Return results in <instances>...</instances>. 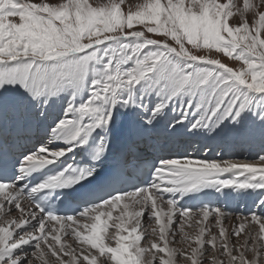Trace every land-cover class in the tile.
Instances as JSON below:
<instances>
[{"label": "snow or ice", "instance_id": "snow-or-ice-1", "mask_svg": "<svg viewBox=\"0 0 264 264\" xmlns=\"http://www.w3.org/2000/svg\"><path fill=\"white\" fill-rule=\"evenodd\" d=\"M124 3L0 0V95L17 92L44 118L62 101L47 138L0 170V264H264V195L231 230L219 206L194 211L176 198L264 190V150L256 164L162 157L151 181L92 193L72 214L52 206L98 180L116 121L146 100L147 124L175 103V124L192 116V133L248 120L264 131V0H143L127 12ZM146 214L158 230L142 225Z\"/></svg>", "mask_w": 264, "mask_h": 264}, {"label": "bare ground", "instance_id": "bare-ground-1", "mask_svg": "<svg viewBox=\"0 0 264 264\" xmlns=\"http://www.w3.org/2000/svg\"><path fill=\"white\" fill-rule=\"evenodd\" d=\"M136 1L138 2V0H125L126 4L129 5L135 3ZM32 2H40V0H32ZM152 38L162 40L158 37ZM217 55L218 54H214V56ZM218 58H220L225 64L233 67L234 64L228 58L222 57L220 55L218 56ZM155 102L156 97L153 96L152 103ZM4 103H6L7 105L9 119L11 121H15L20 117L21 119L23 118L28 122L26 129V136L28 140H34L35 138L40 136L41 132L49 133L50 125L55 119V116L60 113L62 105V101H57L56 105H54L49 110V116L47 118H44L39 115V112L36 108L28 106L26 103H22L21 98L17 92L10 91L0 95V106H2V104ZM145 104V109H141L136 112L121 113L118 120L116 121L113 130L117 129L119 131V153L123 154L126 150L127 155H132L127 149L129 141H134L135 143L142 142L145 135H150L152 138L160 139L163 138L164 134L167 132L169 133V135L164 140L168 142V145L166 147L171 149L170 157H172L174 151L179 148L181 141L187 142V148H189L190 145L195 142L199 144L200 149L196 154H194V152H185V154L181 155V148L180 152H178L177 154L178 157L189 156L197 159L230 161L237 164L252 163L250 162V160L256 158L259 154H261L262 150H264L263 148H260V145L264 143V131H262L258 122L253 123L252 121H249L243 127L237 126L235 128L227 125L218 133H192L188 131V126L193 120L192 116H189V119L185 121V124L183 126L175 124L176 119L179 118L180 115V108L176 106L175 103H173V105L169 109L162 112L159 117L154 119L152 124L146 123L148 117L151 114L147 112V107L150 106L147 100L145 101ZM36 125L38 127H36ZM173 125L175 126L173 127ZM219 138H221V141H225L224 143L226 145V150H221L223 151L222 156L217 155L213 157V151L210 149V146L208 144L219 141ZM248 145L253 147L252 153H250L249 155L243 154L241 148ZM206 147L208 152L207 155L201 153V151ZM162 148L165 147L163 146ZM140 150L144 151V148H140ZM160 153L164 154L165 151L162 150L160 151ZM79 155L80 154H77L76 157H78ZM233 159H235L236 161H234ZM130 169H132V167ZM232 175V173H223L219 178L229 179L232 178ZM240 178L243 179V177ZM262 195H264V190H248L241 192L240 190L224 189L222 192L218 193V206L222 209V211L231 214L226 215L225 217V227L231 230V226L237 222L236 217L247 215L251 210H253L256 202L261 198ZM165 197L170 198L169 194H165ZM176 198L181 200L179 196H177ZM118 214V210L113 211L114 217ZM13 215H16V213H13ZM196 218L198 217H194V219ZM209 222L214 223V218L210 217ZM142 225L147 227L149 232L153 227L157 228L158 230V226L155 225L153 220H149L147 214L142 219ZM173 227H175V225H173ZM213 230L215 231V229ZM114 231L115 230L112 228L109 229L110 233ZM65 239L68 240L69 243L73 244V247L76 249L77 253H79V246L75 244L70 237H65ZM176 241H178L177 236ZM143 243L144 241H142V244ZM175 244L176 243H173L170 246L179 247ZM112 246H115L114 242H112ZM64 259L67 260L68 257H65Z\"/></svg>", "mask_w": 264, "mask_h": 264}, {"label": "rangeland", "instance_id": "rangeland-1", "mask_svg": "<svg viewBox=\"0 0 264 264\" xmlns=\"http://www.w3.org/2000/svg\"><path fill=\"white\" fill-rule=\"evenodd\" d=\"M90 2H93V3H105V2H107V0H90ZM143 2V0H138V2L136 1L135 3H133V4H130L131 6H132V8H133V10H135V5L136 4H138V3H142ZM127 6V7H126ZM128 6H129V4H126V2L124 3V5H122V9L125 11V12H127L128 11ZM239 21H238V19H236V18H234L233 20H232V23L233 24H236V23H238ZM137 28H139V26H136ZM150 36H152V37H158V38H161L162 40L164 39V37H162V36H155V35H152V34H149ZM204 52H205V50H201V52H200V54H204ZM214 54H216L215 52H213V56H214ZM220 56H222V55H220ZM223 57V56H222ZM230 60V59H229ZM232 61V63L234 64V65H236V66H234L233 65V67L235 68H238V67H240L241 66V62H239V61H233V60H231ZM238 63V64H237ZM239 64H240V66H239ZM249 121H251V120H248V121H246L245 122V124L247 123V122H249ZM244 124V125H245ZM47 138V136L44 138V140ZM198 148V145H196L195 144V142H193V144H191L190 145V148L187 150V153H191V152H197V149ZM260 148H263L264 149V143H262L261 144V146H260ZM252 151H253V147H251V146H248V147H246V148H244L243 150H242V153L243 154H246V155H249L250 153H252ZM201 153L203 154H206L207 153V150L205 149V150H202L201 151ZM262 153V152H261ZM223 154V152H221L220 150L219 151H214L213 152V157L214 156H217V155H219V156H221ZM234 161H236L235 159H233ZM250 162H252V163H258V161L256 160V158H254V159H251L250 160ZM175 227H176V225H175ZM186 231H189V232H192V231H194V229H190V228H187L186 227V229H185ZM177 237H178V241H180V239H181V237L179 236V234H177ZM232 239V242L233 243H241L242 242V240H243V237H241V239L239 240V241H237V239H236V237H232L231 238ZM180 244V245H179ZM175 245H178L179 247H185L186 245H184V244H181V243H176ZM250 255V254H249Z\"/></svg>", "mask_w": 264, "mask_h": 264}]
</instances>
